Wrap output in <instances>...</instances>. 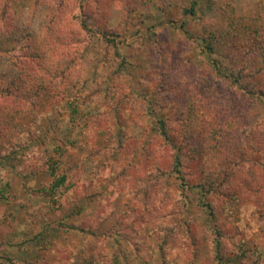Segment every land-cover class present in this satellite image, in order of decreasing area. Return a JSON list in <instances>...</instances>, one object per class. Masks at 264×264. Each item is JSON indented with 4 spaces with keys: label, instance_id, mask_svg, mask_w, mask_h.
Here are the masks:
<instances>
[{
    "label": "rangeland",
    "instance_id": "374dc122",
    "mask_svg": "<svg viewBox=\"0 0 264 264\" xmlns=\"http://www.w3.org/2000/svg\"><path fill=\"white\" fill-rule=\"evenodd\" d=\"M0 264H264V0H0Z\"/></svg>",
    "mask_w": 264,
    "mask_h": 264
},
{
    "label": "trees",
    "instance_id": "16d2710c",
    "mask_svg": "<svg viewBox=\"0 0 264 264\" xmlns=\"http://www.w3.org/2000/svg\"><path fill=\"white\" fill-rule=\"evenodd\" d=\"M51 80H53V75L52 74H51V77H50V80L49 81H51ZM161 135L164 137V139H165V141H167V143H169L173 147L175 146L174 143H173V140L171 139V137L169 136V134L165 131L164 125H162ZM180 166H181L180 156H179V154H177L176 159H175V164H174V170H175V172L177 174L180 173V170H181L180 169ZM179 178L183 181V178L182 177H179ZM65 179H66L65 175H61L60 177L56 178V180L50 186V188L53 189L55 187H59L61 184H63L65 182ZM180 186H181L180 187L181 190L183 192H185L184 189H186V185H183V183H182V185H180ZM50 188L49 189H47V188L45 189L44 188V192L46 194H48L49 193V190H51ZM216 244H217L218 247H220L219 240H216ZM218 247H217V249H218Z\"/></svg>",
    "mask_w": 264,
    "mask_h": 264
}]
</instances>
